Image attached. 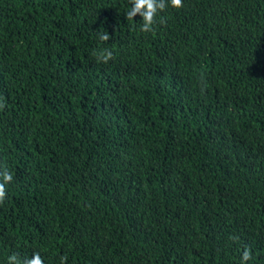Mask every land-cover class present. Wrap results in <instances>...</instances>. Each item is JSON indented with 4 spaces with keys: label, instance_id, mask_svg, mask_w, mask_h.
I'll use <instances>...</instances> for the list:
<instances>
[{
    "label": "trees",
    "instance_id": "trees-1",
    "mask_svg": "<svg viewBox=\"0 0 264 264\" xmlns=\"http://www.w3.org/2000/svg\"><path fill=\"white\" fill-rule=\"evenodd\" d=\"M164 4L0 0V264H264V0Z\"/></svg>",
    "mask_w": 264,
    "mask_h": 264
},
{
    "label": "clouds",
    "instance_id": "clouds-1",
    "mask_svg": "<svg viewBox=\"0 0 264 264\" xmlns=\"http://www.w3.org/2000/svg\"><path fill=\"white\" fill-rule=\"evenodd\" d=\"M130 3L131 8L127 11L126 17L131 20L139 13L143 21L140 26L142 31H151L154 16L158 10H163L165 7L164 0H130ZM169 3L172 7L179 8L182 0H169ZM108 38L109 36L106 33L99 35L101 41H106ZM111 57L112 52L104 49L98 58L107 62ZM0 178H2L0 179V201H2L6 195L5 185L13 180V176L8 171H0ZM249 259L250 253L245 249L242 254L241 264H245ZM7 264H21V261L13 254L7 257ZM24 264H44V262L39 253H33L31 258L25 259Z\"/></svg>",
    "mask_w": 264,
    "mask_h": 264
}]
</instances>
